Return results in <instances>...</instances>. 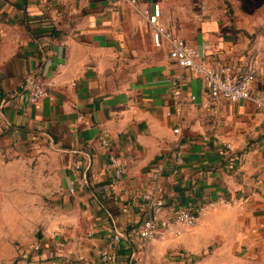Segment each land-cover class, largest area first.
Listing matches in <instances>:
<instances>
[{"label": "crops", "instance_id": "1", "mask_svg": "<svg viewBox=\"0 0 264 264\" xmlns=\"http://www.w3.org/2000/svg\"><path fill=\"white\" fill-rule=\"evenodd\" d=\"M153 2L205 64L234 74L253 64L252 88L264 97V35L230 26L203 0H0V264H20L27 231L40 245L29 252L32 264H264V112L248 99L207 102L201 76L187 72L176 113L177 67L167 44H153L142 14ZM32 79L49 95L30 103L27 86L18 88ZM178 123L185 161L177 173L167 166L149 202L136 190L148 189L149 169L167 158ZM37 146L50 151L40 185L30 164L43 155L23 152ZM109 152L126 163L116 200ZM184 207L203 212L176 234L166 222ZM148 218L158 234L142 247L138 227ZM102 248L116 260L104 261Z\"/></svg>", "mask_w": 264, "mask_h": 264}, {"label": "built area", "instance_id": "2", "mask_svg": "<svg viewBox=\"0 0 264 264\" xmlns=\"http://www.w3.org/2000/svg\"><path fill=\"white\" fill-rule=\"evenodd\" d=\"M135 0H131L133 3ZM143 17L147 21L151 30V38L153 44L157 47L163 44L168 45V54L172 62L177 67V72L171 77V94L173 98L174 111L176 113L182 112V104L184 99V89L188 83L187 72L200 75L205 89V97L207 102H213L217 97H224L231 101L240 99H248L264 112V97L253 91L252 82L254 80L255 67L250 64L247 70L239 74H234L230 66L221 64L212 66L201 61V52L190 45L182 37L172 33L165 24L161 21V6L159 2H153L150 8L145 9ZM255 62V61H254ZM74 84V82H71ZM24 94L25 99L30 102H37L38 100L49 95L48 85L39 79H32ZM191 99L194 95L189 96ZM167 115L171 112L168 110ZM173 139L171 150L166 159H158L149 169L150 182L148 189H137L136 193L141 198L154 202L158 199L161 190V179L167 168L171 166L172 172L177 173L179 166L185 161V152L188 149V141L184 138L181 124H176L173 128ZM101 144L107 145L106 138L101 137ZM226 147L231 144L226 142ZM106 169L111 173L112 180L109 184V190L113 199H118L117 183L120 181L126 171V163L124 159L113 152H109ZM70 191H74L75 181H70ZM203 212L200 208L197 212L189 207L180 208L173 221L166 222V228L173 230L176 234L181 232V227L191 226L195 223L197 215ZM174 222L178 223L180 227H175ZM138 234L140 237V246H145L150 240L155 238L158 234V223L152 218H148L141 222L138 227ZM115 240L120 239V234H114ZM64 243L58 241L56 243V251L62 252ZM40 245L37 243L33 246V250H38ZM100 257L104 261H115L117 254L107 248L99 249ZM24 258L29 257V254H24Z\"/></svg>", "mask_w": 264, "mask_h": 264}, {"label": "rangeland", "instance_id": "3", "mask_svg": "<svg viewBox=\"0 0 264 264\" xmlns=\"http://www.w3.org/2000/svg\"><path fill=\"white\" fill-rule=\"evenodd\" d=\"M203 4L207 9L215 11L216 14L220 16V19L232 27L237 28L250 37H255L259 35H264V0H203ZM36 152L38 155H43V157H38V159L33 158L31 161V167L37 168L39 173V185L40 180L46 181L48 179L45 177L46 174L51 173V167L49 166V158H45V154H50L44 146H37L31 150L28 148L23 150L25 153ZM29 155V154H28ZM56 164V161H55ZM35 166V167H34ZM57 167L53 168V184L56 186L58 177L56 175ZM56 193V190H55ZM39 201H47L50 197H43L40 193ZM27 236L31 234L26 240L21 241L19 247V255L17 256L20 264H32V259L29 257L24 258V254H29L30 250L33 249L36 240L37 233L35 231H27ZM18 244V242H17ZM251 263H248L250 262ZM247 264H263L259 261L251 258Z\"/></svg>", "mask_w": 264, "mask_h": 264}, {"label": "water", "instance_id": "4", "mask_svg": "<svg viewBox=\"0 0 264 264\" xmlns=\"http://www.w3.org/2000/svg\"><path fill=\"white\" fill-rule=\"evenodd\" d=\"M29 81L25 80L22 85L18 88V91L20 92L24 87L28 85Z\"/></svg>", "mask_w": 264, "mask_h": 264}]
</instances>
